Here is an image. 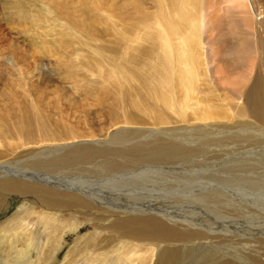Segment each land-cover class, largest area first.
Listing matches in <instances>:
<instances>
[{"label":"rangeland","instance_id":"rangeland-1","mask_svg":"<svg viewBox=\"0 0 264 264\" xmlns=\"http://www.w3.org/2000/svg\"><path fill=\"white\" fill-rule=\"evenodd\" d=\"M35 1L0 0V50L18 47L38 58L37 63L31 58L12 68L0 57V95L10 82L17 100L38 106L54 132L57 123L53 122L60 121L61 114L66 128L100 136L88 138L87 143L100 142L87 151L19 149L24 141L15 142L10 153L0 147V162L6 163L0 167V264H138L122 253L123 238L109 227L133 220V233H155L135 229L144 223L142 219L170 234L156 240L163 260L159 264H264V200L252 203L231 193L230 179L241 178L236 166L227 167L223 175H210L202 136L187 143L173 135L125 129L110 139L118 130L112 127L109 110L94 99L97 82L91 73L77 68L71 57L67 68L56 61V55H69L60 54L53 45L64 48L62 41L71 33L45 16L44 7ZM20 5L40 17L19 18L10 8ZM42 66L44 71L39 72ZM1 104L0 96V108ZM174 141L179 151L187 153L182 159L146 158V150L163 144L172 147ZM81 155L79 167L47 166L62 157ZM15 182L37 187L29 191L35 195L18 189L19 185H5ZM26 224H33V235H26ZM97 243L108 246L94 254L86 251Z\"/></svg>","mask_w":264,"mask_h":264},{"label":"bare ground","instance_id":"bare-ground-1","mask_svg":"<svg viewBox=\"0 0 264 264\" xmlns=\"http://www.w3.org/2000/svg\"><path fill=\"white\" fill-rule=\"evenodd\" d=\"M35 2L44 7L45 16L60 22L61 30L71 33V38L63 36L64 48L53 45L60 54L69 55H56V61L67 68L71 57L77 68L91 73L97 82L94 99L109 110L112 127L118 130L110 139L125 129L129 130L126 133L173 135L187 143L202 136L210 157V175H223L227 167L236 166L241 178L230 179L231 193L249 202L264 200V0ZM10 9L24 20L40 17L24 5ZM0 57L1 63L12 68L38 59L18 47L0 50ZM43 68L37 69L42 72ZM16 85L20 87V81ZM15 91L9 82L0 95V147L4 152H13L15 142L20 141L24 143L19 149L81 151L100 142L87 143L88 138L100 136L66 128L61 114L57 115L60 121L53 122L57 123L54 132L39 107L22 104ZM186 135L188 139H184ZM173 143L172 147L163 144L146 150V158L182 159L187 153ZM83 156L62 157L47 166L79 167ZM5 164L1 161L0 167ZM5 185H19L28 194L37 191L24 182ZM44 200L51 201L45 196ZM132 221L109 227L122 236V253L138 264L162 262L156 240L169 237L168 230L160 231L163 228L157 229L156 222L152 221L157 228L151 220L142 219L144 223L135 229L155 232L144 236L132 232ZM32 225H23L27 236L34 233ZM107 246L97 243L86 251L94 254Z\"/></svg>","mask_w":264,"mask_h":264}]
</instances>
